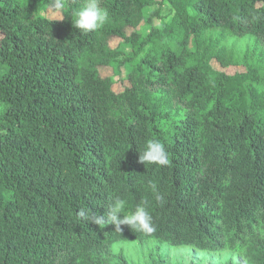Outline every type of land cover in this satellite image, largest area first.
Listing matches in <instances>:
<instances>
[{"label": "trees", "instance_id": "trees-1", "mask_svg": "<svg viewBox=\"0 0 264 264\" xmlns=\"http://www.w3.org/2000/svg\"><path fill=\"white\" fill-rule=\"evenodd\" d=\"M85 2L64 0L51 21L48 0H0V264H129L111 252L129 240L264 264V0H100L109 20L87 34L74 26ZM243 36L234 57L225 41ZM102 66L129 67L128 85L113 90ZM150 139L166 166L139 162ZM117 197L128 212L147 201L155 233L77 216Z\"/></svg>", "mask_w": 264, "mask_h": 264}, {"label": "rangeland", "instance_id": "rangeland-1", "mask_svg": "<svg viewBox=\"0 0 264 264\" xmlns=\"http://www.w3.org/2000/svg\"><path fill=\"white\" fill-rule=\"evenodd\" d=\"M157 8L156 5L147 7L144 10L145 18L148 17ZM39 13L41 15L50 18V13L48 7L42 6L39 8ZM167 9L165 6H160L159 15H166ZM163 17H154L151 21L153 26H161ZM139 33L146 34L150 26L146 20L142 21L140 25L136 28ZM132 29H128L127 33H130ZM220 32L219 29H215L212 35L215 36ZM252 39L249 37H228L225 41L227 51L231 52L234 57H240L247 49L251 46ZM110 45L118 47L124 52L130 50L129 44L123 43L121 38H113L110 41ZM212 65L220 70L226 71L228 73H233L235 71H242L244 67L237 65H229L227 67H222L216 60L211 61ZM100 74L102 76H110L114 80L113 90L121 91L125 86L128 85L126 75L129 71V67L123 66L119 75H115L113 70L109 66H102L99 68ZM3 110V104L0 102V113ZM111 252L113 255L121 253L123 257L127 260L129 264H155L159 261H164L168 264H225L228 260L233 262L239 261L242 264H247L244 259L237 253L225 251L222 253L210 252L206 250H197L191 246L182 247H170L164 242L158 240H150L145 244H140L136 240L129 241H119L112 245ZM116 261L115 258H113Z\"/></svg>", "mask_w": 264, "mask_h": 264}, {"label": "clouds", "instance_id": "clouds-1", "mask_svg": "<svg viewBox=\"0 0 264 264\" xmlns=\"http://www.w3.org/2000/svg\"><path fill=\"white\" fill-rule=\"evenodd\" d=\"M64 0H48V11L51 21L59 20L63 16ZM109 20V12L100 6V0H86L84 6L76 12L74 26L82 33L87 34L101 29ZM139 162L143 165L166 166L168 164V154L164 145L156 139L147 140L143 150L139 151ZM149 187L155 196V200H163L159 194L157 185L149 181ZM127 200L117 197L108 204L104 215H98L90 208H81L77 216L82 222H91L100 228L106 225H114L115 231L122 232V225L128 226L132 231L151 236L156 228L153 217L148 210V202L141 201L136 205L135 210L127 211Z\"/></svg>", "mask_w": 264, "mask_h": 264}]
</instances>
